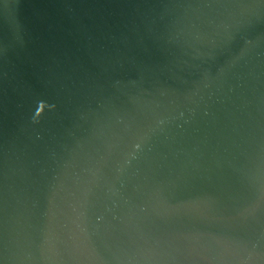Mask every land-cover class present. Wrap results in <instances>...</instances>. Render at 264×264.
Masks as SVG:
<instances>
[{"label": "water", "instance_id": "obj_1", "mask_svg": "<svg viewBox=\"0 0 264 264\" xmlns=\"http://www.w3.org/2000/svg\"><path fill=\"white\" fill-rule=\"evenodd\" d=\"M0 264H264V0H0Z\"/></svg>", "mask_w": 264, "mask_h": 264}]
</instances>
